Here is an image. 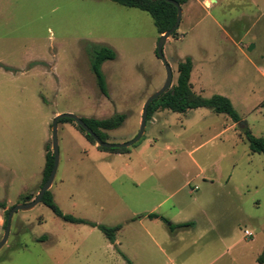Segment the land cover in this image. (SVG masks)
Wrapping results in <instances>:
<instances>
[{
  "label": "rangeland",
  "instance_id": "374dc122",
  "mask_svg": "<svg viewBox=\"0 0 264 264\" xmlns=\"http://www.w3.org/2000/svg\"><path fill=\"white\" fill-rule=\"evenodd\" d=\"M181 8L176 33L163 46L171 85L177 64L190 57L193 91L227 97L241 120L233 123L207 108L168 110L155 123L147 119L141 139L119 158L92 148L73 123H57L53 199L64 214L121 224L116 242L39 203L12 214L0 264H126L119 252L132 264H169L167 258L174 264H259L264 155L250 152L243 130L264 137V0H187ZM159 36L146 12L111 0H0V240L5 211L25 203L22 197L32 201L40 189L56 115L124 114L119 127L105 131L108 142L137 135L147 97L165 80L155 53ZM96 46L116 55L101 65L106 94L91 70ZM214 167L221 179L211 185ZM158 183L171 194L159 208L168 222L158 226L196 222L170 244L153 243L143 218L163 198L151 190Z\"/></svg>",
  "mask_w": 264,
  "mask_h": 264
},
{
  "label": "trees",
  "instance_id": "16d2710c",
  "mask_svg": "<svg viewBox=\"0 0 264 264\" xmlns=\"http://www.w3.org/2000/svg\"><path fill=\"white\" fill-rule=\"evenodd\" d=\"M118 3L121 6L136 8L143 12H146L152 19L155 29L159 35H161L166 30L170 29L175 23L176 19V8L174 5L167 3L164 0H111ZM179 5H183L187 0H175ZM176 30L171 34L174 36ZM91 55V70L95 75L97 85L99 89L106 94L105 79L101 72V65L107 60H113L115 58V52L112 48L107 46H96L90 51ZM192 61L190 57H186L183 61L177 64V77L174 85H171L168 90H166L162 95L154 99L148 106L147 109V119L151 118L153 113L157 110H169L171 112L183 113L187 110L196 108H207L214 113L224 114L228 116L233 123H238L241 118L239 114L234 109L231 101L222 95L214 94L208 98L202 97L193 91L190 82V75L192 71ZM125 119L124 114H115L109 118L96 119V118H84L83 122L102 140L108 142V135L105 131L115 129L119 127ZM59 122H70L73 123L76 129L85 137L87 141L91 144H95L92 137H90L81 127L75 124V122L68 118H62L58 120ZM244 136L247 140L249 150L251 153H258L264 155V137H256L251 134L248 128L244 130ZM134 145V144H133ZM132 145V146H133ZM97 149L108 151L112 153H125L129 148H102L97 146ZM45 157H44V167L42 171V184L47 180L50 171L53 166V154L49 151L48 145L45 147ZM32 199L31 195L21 198V202H27ZM43 205L48 207L52 213L70 223H83L90 225L91 227L98 228L105 238L110 242H115V234L118 232L122 225L117 224L114 226H105L101 224H96L87 220L78 219L71 215L64 214L60 208L57 206L53 199V195L50 190L46 191L42 196L41 202ZM0 208H4V205L0 203ZM10 209L5 211V221L6 224L7 214ZM148 218H158L156 214L147 215ZM160 219L167 223L168 220L160 217ZM191 223L181 224L179 226L190 225ZM122 258L125 260L126 264H132L131 261L121 252H119ZM259 264L264 263V249L262 250L260 256L258 257Z\"/></svg>",
  "mask_w": 264,
  "mask_h": 264
},
{
  "label": "water",
  "instance_id": "95a60500",
  "mask_svg": "<svg viewBox=\"0 0 264 264\" xmlns=\"http://www.w3.org/2000/svg\"><path fill=\"white\" fill-rule=\"evenodd\" d=\"M164 1L174 5L176 8L175 23L173 24V26L170 29L166 30L165 32H163L159 36L158 41H157V45H156V49H155L156 56L161 59L163 65H164L165 80H164L163 85L158 90H156L155 92H153L152 94H150L147 97V99L144 103L143 109H142L140 128H139L137 135L133 139H131L130 141H127L125 143H110L107 141H102L83 122L81 117L75 116L73 114H58V115H56L52 119V123L50 126L51 150H52V154H53V166H52V169L50 171V174H49L47 180L42 184V186L40 187L36 197L32 201L25 202V203H19V204L15 205L12 209L9 210V212L7 214V218H6L4 234L0 240V248L4 245V243L7 240L12 214L16 210H22V211L29 210V209H32L33 207H35L37 204H39L41 202L42 196L44 195V193L46 191H48L50 189V187L53 183L55 173H56V169H57V164H58V139H57V123H58V120H60L62 118H68V119L73 120L76 125L81 127L90 137H92L96 146H99L102 148H127V147L135 144L136 142H138L141 139V137L143 136L144 129H145V122H146V118H147V109H148L149 104L154 99H156L157 97L162 95L166 90H168L172 84V70H171L169 63L167 62V60L165 59V57L163 55V46H164L165 42L167 41V39L171 36V34L178 28L180 20H181V16H182V8H181V5H179L178 2L175 0H164ZM250 49H251V46L248 47V50H250Z\"/></svg>",
  "mask_w": 264,
  "mask_h": 264
},
{
  "label": "crops",
  "instance_id": "0c3cea01",
  "mask_svg": "<svg viewBox=\"0 0 264 264\" xmlns=\"http://www.w3.org/2000/svg\"><path fill=\"white\" fill-rule=\"evenodd\" d=\"M168 110H157L153 113L152 115V118H153V123H155L157 121V118L158 117H162L161 114H163V112H167ZM159 114V115H158ZM158 115V116H157ZM157 116V117H155ZM165 117V116H164ZM72 128L77 132V133H80L76 127H74L72 125ZM81 134V133H80ZM107 134V133H106ZM82 135V134H81ZM108 135V134H107ZM83 136V135H82ZM84 137V136H83ZM109 137V135H108ZM85 138V137H84ZM89 142V141H88ZM90 143V142H89ZM91 144V143H90ZM92 148H96L97 149V146L94 144L91 145ZM99 150V149H98ZM110 154H112L113 156H115L116 158H119L121 156H123V153H112V152H109ZM111 155V156H112ZM158 153H156V155L153 157V163H156L158 160V157H157ZM195 166L197 169L200 168L199 164L193 160ZM131 163V162H124V165H127ZM144 161H141V168L144 169ZM162 171V169H161ZM154 174V171H150V175H153ZM213 177L211 178V180L209 181V184H214L215 180L216 179H221V174L219 173V171L216 169V167H214V170H213ZM203 179V178H202ZM205 181V180H204ZM205 183V182H204ZM138 185V183H137ZM164 183H158L156 186H152L151 190L152 192H158L160 193L161 197H163L161 199L160 202H157L155 204L152 205L151 208H149V210H147V212H143L144 213V216L143 218H147V220L149 221V224L148 226L150 227L148 230H147V233H148V236L150 238V240L153 242V243H156L157 244V239H161L162 242L164 244H167V243H171L172 240H175L177 235H178V232L182 229H193L195 228L196 226V222L195 221H189V220H183V221H177V222H174V221H171L170 223H168L167 225H164L162 226L161 228L158 226L157 222H163L160 217H163L165 219H167V217L164 216V214H161L159 212V208L161 207V205L164 204V202L169 199L170 195L169 192H167L165 189H164ZM52 186V185H51ZM149 214H156L158 216V218H148L147 215ZM200 215L202 216H206V211L204 210H200ZM143 218H140L139 220H143ZM168 220V219H167ZM189 224L191 223L190 225H186V226H179L181 224ZM165 224V222H164ZM115 242H116V239H115ZM168 259V262L169 264H174L173 262H170L171 259L170 258H167ZM180 264H189L188 260L184 259L180 262ZM264 264V263H263Z\"/></svg>",
  "mask_w": 264,
  "mask_h": 264
},
{
  "label": "built area",
  "instance_id": "2783aa9c",
  "mask_svg": "<svg viewBox=\"0 0 264 264\" xmlns=\"http://www.w3.org/2000/svg\"><path fill=\"white\" fill-rule=\"evenodd\" d=\"M244 235L247 236V237H250L251 236V234L248 232V230H245L244 231Z\"/></svg>",
  "mask_w": 264,
  "mask_h": 264
}]
</instances>
